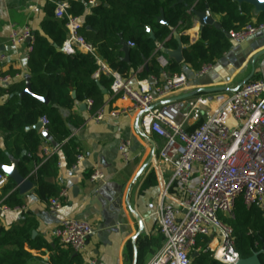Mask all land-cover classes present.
I'll use <instances>...</instances> for the list:
<instances>
[{
    "label": "trees",
    "instance_id": "trees-1",
    "mask_svg": "<svg viewBox=\"0 0 264 264\" xmlns=\"http://www.w3.org/2000/svg\"><path fill=\"white\" fill-rule=\"evenodd\" d=\"M53 1L62 0H48L42 32L35 33L27 62L33 93L47 97L49 104L32 95H23L25 80H17L0 91L8 96L0 104V131L5 133V149L0 148V164L11 165L12 159L17 160L20 174L35 184L38 198L45 202L62 190L58 185L46 181V177H55L59 173L58 151L63 152L69 167L77 162L82 153L69 125L78 128L83 125L84 118L72 113L64 119L56 106L72 109L77 102L92 100L89 112L94 115L106 103V94L97 82L111 92L113 81L112 76L106 73L94 78L98 64L91 53L77 50L68 55L61 50L66 39V20L55 17ZM67 1L72 15L84 17L81 32L96 48L99 57L126 79L132 76L140 80L152 76L161 79L163 69L155 54L157 44L176 49L178 41L172 31L182 24L189 28L195 11L209 9L212 15L220 17L218 22L229 33L249 24H264V13L255 14L251 4L236 0H98L94 5L89 4L90 0ZM162 11L167 25L158 21ZM87 26L92 27V30H87ZM148 27L153 30L155 39L150 38ZM122 39L127 43H135V46L130 47L129 61L124 59ZM181 40L183 44L190 43L187 34L182 33ZM232 47L233 41L222 30L204 26L198 41L189 49L185 48V64L189 70L198 73L204 65L216 64ZM166 70L171 74L184 71L181 64L173 59H169ZM73 92L76 97H73ZM43 116L48 120L43 128L45 133L34 128ZM52 140L58 143V147L48 155L46 147L52 145ZM36 165L38 168L34 172ZM0 173L5 174L1 167ZM23 205L22 195L9 178V183L0 192V206L15 209ZM220 217L232 227L235 249L240 256L247 258L261 251L260 260L264 264L262 211L257 207L248 208L239 198L233 215L221 214ZM36 228L34 218H27L23 224L9 230L0 228V264H26L35 258L30 250L49 247L39 235L33 236ZM207 241L208 237H203L198 246H205ZM50 264H83V260L71 248L58 246L50 256ZM193 264L225 263L215 259L209 252H202L194 257Z\"/></svg>",
    "mask_w": 264,
    "mask_h": 264
},
{
    "label": "built area",
    "instance_id": "built-area-1",
    "mask_svg": "<svg viewBox=\"0 0 264 264\" xmlns=\"http://www.w3.org/2000/svg\"><path fill=\"white\" fill-rule=\"evenodd\" d=\"M97 2L90 0L89 4ZM53 3L55 17L66 20V39L61 50L68 55L77 50L91 53L98 64L94 78L101 73L111 75V98L130 101L140 112L142 131L165 141L159 158L170 165L172 175L160 192L155 210L164 242L148 264H193V255L202 252L211 253L225 264H236L241 256L235 249L233 229L220 215H233L237 200L242 198L248 208L257 207L264 216V77L248 81L230 95H197L155 107L156 98L189 92L188 75H168V59L162 53L158 59L163 69L161 79L152 76L134 82L124 78L99 57L82 34L84 17L72 15L67 0ZM263 30L264 24H249L230 32L231 40L238 44ZM10 38L13 44L29 38L34 41L28 26L13 28ZM127 44L135 46L134 42ZM163 46L157 44V51L161 52ZM212 67L204 65L195 73L196 77H204ZM15 78L17 75L1 73L0 91L7 89ZM86 105L90 108L92 100L86 101ZM105 114L103 107L94 116L102 120ZM40 121L45 126L48 120L43 116ZM57 147L46 149V153L52 154ZM127 149V142H123L120 151L125 160ZM82 158L78 156L74 167ZM102 177L96 170L90 179ZM8 183V175L0 173V191ZM68 196L69 191L62 189L49 200V208L58 211ZM94 232L90 222L70 217L61 219L55 228L59 242L76 253L84 251ZM203 237H208L206 245L198 246Z\"/></svg>",
    "mask_w": 264,
    "mask_h": 264
},
{
    "label": "crops",
    "instance_id": "crops-1",
    "mask_svg": "<svg viewBox=\"0 0 264 264\" xmlns=\"http://www.w3.org/2000/svg\"><path fill=\"white\" fill-rule=\"evenodd\" d=\"M47 5L48 0H0V74L17 75L13 82H30L27 62L33 42L26 39L13 44L11 31L13 28L28 26L33 35L42 32V23L47 17ZM254 13L258 14L255 9ZM212 16L216 21L220 18L217 15ZM202 28L195 15L189 28L182 24L175 30L180 35H189L190 43L184 44L189 49L198 41ZM263 48L264 30L241 43H233L232 49L213 65L202 81L193 80L191 75L195 73L188 71L191 83L189 91L194 90L198 83L209 87H226L229 91L223 95H230L249 75L252 74L250 80L263 78L264 54L258 57L254 66L251 63L252 56ZM155 54L158 60L162 51L156 50ZM181 66L186 73L184 66ZM167 74L174 75L170 72ZM129 79L134 82L140 80L135 76ZM100 87L106 94V114L102 120H97L89 112L88 106L81 109V104L86 102H77L72 109L56 106L64 119L72 113L84 118L83 125L78 128L69 125L74 139L80 145L83 158L75 167H69L65 155L59 150V173L55 177H46L49 183L69 191V196L61 208L52 211L49 202L40 200L35 184L28 192L21 194L23 209L6 210L0 206V228L9 230L23 224L27 218H34L37 228L33 230V236L39 235L49 244V247L41 250H30L35 258L26 264H50V256L55 248L66 247L55 236V228L65 217H85L84 220L95 228V232L87 239L84 251L74 252L81 256L83 264H134L135 260L136 264H148L163 245L164 237L160 233L155 210L160 192L172 175L170 165L159 158L165 141L156 134L142 131L139 123L140 112L134 109L130 101L112 99L110 90ZM178 95L181 93H174L167 98H156L154 106L167 104L165 101ZM7 98L6 94H2L0 104ZM123 142L128 144L127 160L120 151ZM0 148L5 149V133L1 131ZM55 151L56 149L53 152ZM12 163L17 164V160L12 159ZM96 170L103 177L92 181L90 176ZM169 201L175 203L172 197H169ZM140 223L143 231L135 238L140 230ZM25 248L28 249L27 246ZM197 255L199 254H194L192 260Z\"/></svg>",
    "mask_w": 264,
    "mask_h": 264
},
{
    "label": "water",
    "instance_id": "water-1",
    "mask_svg": "<svg viewBox=\"0 0 264 264\" xmlns=\"http://www.w3.org/2000/svg\"><path fill=\"white\" fill-rule=\"evenodd\" d=\"M182 1L183 0H178V2H182ZM236 1H238L240 3H242V2L249 3V4H251L254 7V9L258 13H264V0H236ZM195 15L198 17V20H199V23H200L201 27L208 26V25L209 26H214L216 29L222 30L227 35V37L231 39V34L229 32H227V31L222 29L221 23L216 21L213 18V16H212V14H211L209 9H206L203 12L195 11ZM158 21L161 22L164 25H167V21L165 20V16H164L163 11L159 15ZM87 30L91 31L92 27L87 26ZM148 32L150 34V38L155 39L154 32H153V30L150 27H148ZM172 35L178 41V47L176 49H169V48L163 46L161 48V51H162L163 54H165L168 57V59H173L175 62H177L179 64H182L184 66V69L186 70V74L189 75L188 74L189 73L188 72L189 69H188L187 65L185 64V59H184L185 47H184V44H183V42L181 40V35L175 29H173ZM28 41L30 42L31 38H29ZM121 46H122V50L125 52V58H124L125 61H129L130 47L128 46L127 42L125 40H123V39L121 40ZM263 54H264V48L259 50L258 52H256L252 56L251 63H252L253 66L255 65V62L258 59V57L263 55ZM251 77H252V74L249 75L244 81H242V83H240L234 89V91H237L245 83L250 81ZM191 78L193 80L197 81V82H200L203 79V77H196L195 74H192ZM98 85L101 86L99 82H98ZM196 85L197 86H196V88L194 90L186 92V93H183V94L178 95L176 97H173L171 99H168L165 102L166 103H171V102H174V101L184 100V99H188V98L197 96L199 94H218V95L221 96V95H223L224 92L229 91V89L226 88V87H214V86H210L209 87V86H204V85H201V84H198V83ZM22 94L23 95H32V96L38 98L41 102H43L45 104H49V102H50L47 97H41V96L35 95L33 93L32 89H31V83L29 81L26 83V88H25V90L23 91ZM73 97H76V93L75 92H73ZM86 108H87L86 103H82L81 104V109H86ZM43 127L44 126L41 123V121L34 126V128H36L37 130H43ZM28 128H31V127H28ZM43 132H44V130H43ZM46 137H48L47 134H46ZM51 143H52V145L54 147L58 146V143L56 141L52 140ZM0 167L5 171V173L8 175V177L16 184L20 194H25L30 189H32L34 183L31 180H29L28 178H25V177H23L20 174V172L18 170V167H17V164L12 163L11 165H1ZM8 169H11V171H8ZM79 219L84 220L85 217H80ZM102 226L104 227V225H102ZM142 231H143V226L140 223V230L136 234L135 238ZM260 254H261V251L260 252H255L252 256L247 257V258H242L241 257L236 264H262V262L260 260ZM134 264H136V260H135Z\"/></svg>",
    "mask_w": 264,
    "mask_h": 264
},
{
    "label": "snow or ice",
    "instance_id": "snow-or-ice-1",
    "mask_svg": "<svg viewBox=\"0 0 264 264\" xmlns=\"http://www.w3.org/2000/svg\"><path fill=\"white\" fill-rule=\"evenodd\" d=\"M8 171H11V169H8Z\"/></svg>",
    "mask_w": 264,
    "mask_h": 264
}]
</instances>
